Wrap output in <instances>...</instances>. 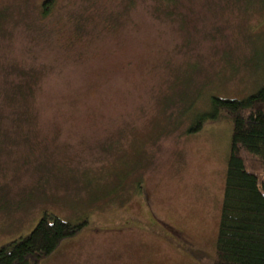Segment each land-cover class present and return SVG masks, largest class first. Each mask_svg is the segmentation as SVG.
I'll use <instances>...</instances> for the list:
<instances>
[{
    "label": "rangeland",
    "instance_id": "374dc122",
    "mask_svg": "<svg viewBox=\"0 0 264 264\" xmlns=\"http://www.w3.org/2000/svg\"><path fill=\"white\" fill-rule=\"evenodd\" d=\"M43 1L0 0V246L50 211L88 224L40 264H211L231 127L185 128L264 81V0Z\"/></svg>",
    "mask_w": 264,
    "mask_h": 264
},
{
    "label": "trees",
    "instance_id": "16d2710c",
    "mask_svg": "<svg viewBox=\"0 0 264 264\" xmlns=\"http://www.w3.org/2000/svg\"><path fill=\"white\" fill-rule=\"evenodd\" d=\"M50 2L43 1L42 16L51 10ZM159 2L170 5L157 8L170 15L178 0ZM208 104V110L194 114L185 133L218 120L231 127L211 264H264V81L243 98L212 96ZM87 224L86 218L68 221L44 211L28 234L0 246V264H40Z\"/></svg>",
    "mask_w": 264,
    "mask_h": 264
}]
</instances>
